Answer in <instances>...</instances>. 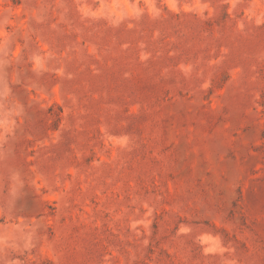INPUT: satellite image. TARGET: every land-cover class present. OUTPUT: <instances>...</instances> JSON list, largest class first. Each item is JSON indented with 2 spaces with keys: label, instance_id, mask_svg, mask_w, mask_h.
I'll list each match as a JSON object with an SVG mask.
<instances>
[{
  "label": "rangeland",
  "instance_id": "rangeland-1",
  "mask_svg": "<svg viewBox=\"0 0 264 264\" xmlns=\"http://www.w3.org/2000/svg\"><path fill=\"white\" fill-rule=\"evenodd\" d=\"M0 264H264V0H0Z\"/></svg>",
  "mask_w": 264,
  "mask_h": 264
}]
</instances>
